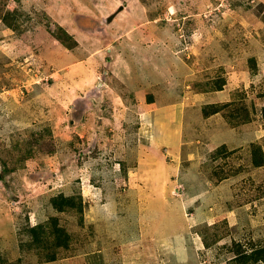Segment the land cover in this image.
<instances>
[{"label":"rangeland","instance_id":"374dc122","mask_svg":"<svg viewBox=\"0 0 264 264\" xmlns=\"http://www.w3.org/2000/svg\"><path fill=\"white\" fill-rule=\"evenodd\" d=\"M258 159L264 0H0V264H264Z\"/></svg>","mask_w":264,"mask_h":264},{"label":"trees","instance_id":"16d2710c","mask_svg":"<svg viewBox=\"0 0 264 264\" xmlns=\"http://www.w3.org/2000/svg\"><path fill=\"white\" fill-rule=\"evenodd\" d=\"M263 162L264 160L261 162V160L258 159L254 160L253 164L259 166L264 164ZM52 204L59 211H63L68 208H76L78 211H82L84 207L82 196H67L63 193H59L58 195L54 196L52 198ZM51 220L52 222L50 226L45 224L29 226L32 242L37 244L39 247L51 250V252H49L44 258L47 261H55L57 259L56 250L59 248L69 247L71 241V236L67 230L59 225L58 218H51ZM254 254L256 261L263 259L264 249L259 252L256 250Z\"/></svg>","mask_w":264,"mask_h":264},{"label":"water","instance_id":"95a60500","mask_svg":"<svg viewBox=\"0 0 264 264\" xmlns=\"http://www.w3.org/2000/svg\"><path fill=\"white\" fill-rule=\"evenodd\" d=\"M111 18H109V20H110Z\"/></svg>","mask_w":264,"mask_h":264}]
</instances>
